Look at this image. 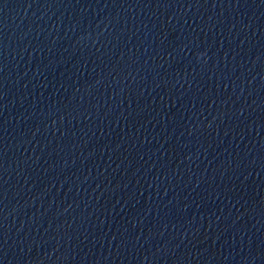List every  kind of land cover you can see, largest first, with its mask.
I'll return each mask as SVG.
<instances>
[{"label":"water","instance_id":"1","mask_svg":"<svg viewBox=\"0 0 264 264\" xmlns=\"http://www.w3.org/2000/svg\"><path fill=\"white\" fill-rule=\"evenodd\" d=\"M0 264H264V0H0Z\"/></svg>","mask_w":264,"mask_h":264}]
</instances>
